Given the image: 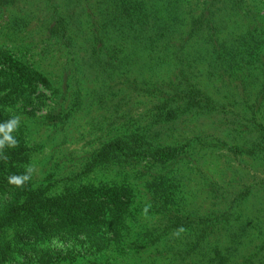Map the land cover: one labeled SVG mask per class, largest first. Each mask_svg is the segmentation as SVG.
I'll list each match as a JSON object with an SVG mask.
<instances>
[{
	"label": "trees",
	"instance_id": "trees-1",
	"mask_svg": "<svg viewBox=\"0 0 264 264\" xmlns=\"http://www.w3.org/2000/svg\"><path fill=\"white\" fill-rule=\"evenodd\" d=\"M13 1L0 0V15ZM80 1H84L83 6L68 3L64 12L46 18L47 30L56 35L58 44L64 43L67 48L82 50L77 42L83 33L80 43L85 47V58L73 57L77 60L74 64L83 69H72L66 79L70 69L63 73L61 86L55 91L57 105L45 116L44 123L57 126L83 102L78 98V103L70 105L68 111L60 107L74 93L72 89L80 90L79 80L73 79L83 78L86 70L93 72L94 80H103L102 85L107 81L109 95L114 99L120 97L113 102L116 106L125 92L140 91L154 97L149 112L153 125L177 132L181 119L217 117V123L204 130L212 133L195 132L188 140H162L159 132L152 141H143L135 133L114 136L92 156L85 172L133 164L156 170L147 201L155 211L151 210L152 213L160 216L154 244L168 236L169 242L165 244L170 247L165 251L167 256L154 257V263L264 264V179L243 185L234 177L224 186L214 184L209 177L202 178L199 184L193 179L197 193L191 196L185 192L191 176L186 183L185 178L181 176L179 181L176 176V170L186 167L195 153H202L204 158L224 151L232 159L244 161L247 156L264 164L263 4L259 0H115L104 5L96 0H90L93 5L88 0ZM89 4L94 11L109 7L110 10L100 11L106 21L83 14V7ZM21 11L13 10L16 15ZM51 18L56 19L52 22ZM165 58L168 70L164 69ZM144 68L150 76L138 72ZM40 79L49 83L44 76ZM151 79L160 84H151ZM37 80L29 78L24 64L0 45V86ZM115 87L119 89L113 93ZM94 93L105 96L104 90ZM11 118L0 108V123ZM17 147L21 149L20 144ZM10 151L11 154L0 150V199L5 207L0 215V229H9L21 240L48 231L67 241L84 233L92 216L105 215L110 210L107 205L115 209L132 206L124 199L115 202L124 193L125 187L121 185H74L66 187L56 199L44 195V191L26 193L8 181V177L17 175L19 165L15 162L19 158L17 150ZM242 161L239 160L244 169ZM230 168L234 170L233 176L236 169ZM261 170L264 172L263 167ZM259 194L263 196L255 202ZM208 201L211 204L207 208ZM180 227L185 231L176 235ZM253 237L259 242L258 251L249 249ZM149 242L145 241L143 248L135 243L129 246L144 250ZM13 259H0V264H11Z\"/></svg>",
	"mask_w": 264,
	"mask_h": 264
},
{
	"label": "rangeland",
	"instance_id": "rangeland-1",
	"mask_svg": "<svg viewBox=\"0 0 264 264\" xmlns=\"http://www.w3.org/2000/svg\"><path fill=\"white\" fill-rule=\"evenodd\" d=\"M96 1L104 5L115 0ZM13 2L16 9L12 7ZM13 2L9 9L3 10L0 15V45H3L14 59L24 64L29 78L39 79L36 83L12 82L0 86L2 90L0 108L5 109L9 117L20 116L21 118L18 129L12 133L21 145V149L15 147L19 154L17 160L14 158L19 164L16 169L17 175L26 174L29 165L34 168L31 180L21 189L26 193L28 190L39 193L44 191V195L56 199L63 194L66 187L70 188L74 185L106 187L121 185L122 188L125 187L122 191L125 194L121 193L119 200L115 202L119 203L124 199L132 206L115 209L107 205L110 210L105 215L99 213L92 216L91 223L84 233L80 232L76 235L77 237L67 241L60 238L58 234L48 231H40L38 236L24 237L21 240L12 231H8L9 229H0V257L7 254L2 256L6 259H0L7 260L9 257H15L11 264H160L151 260L154 257L167 256L165 251L170 244L165 243L169 242V237L163 236L158 243L154 244L155 225L158 224L156 222L159 221L160 216L152 213L154 210L151 207L146 216L143 214L147 201H150L149 189L152 177L157 175L156 170L133 164L115 165L108 171L95 169L85 172L86 166L90 163L92 156L104 148L114 136L135 133L141 135L143 141L146 139L152 141L153 135L159 132L162 140L178 138L188 140L195 132L212 133L211 130H204L212 123L216 124L218 118L213 116L197 121L181 119L178 124L179 129L177 128L178 133L174 128L171 130L169 127L153 125L149 112L152 111L154 97H147L140 91L138 94H133L131 91L125 92L122 93L124 99L119 101V106H116L113 102L120 97L114 99L109 95L106 91L108 90L107 81L104 80L102 85L103 80H94L93 72L85 68L83 78L75 76L73 79L74 82L79 80L80 90L76 92L72 89L74 93L59 106L68 111L70 105L78 103L76 102L78 98L83 102L78 104V108L69 115V118L57 126L44 123L45 116L57 105L55 91L61 86L63 73L70 69L65 76L66 79L72 69L79 68L77 64H74L77 60H73V57L79 55L85 58V47L80 43L84 39L83 33L79 34L81 37L77 42L82 50L78 52V49L67 48L64 43L58 44L54 37L56 35L47 30L46 18L57 15L56 12H64L68 3L83 6L81 4L84 1L14 0ZM88 2L91 3L90 0ZM259 2L263 4L261 8L264 10V0ZM98 3L95 6H100ZM92 5L84 6L83 14L91 15L93 20L103 19L100 11L109 7L94 11ZM17 9H22L20 15L13 12ZM86 17L83 16L82 19ZM51 19L53 22L56 18ZM103 21L106 20L103 19ZM112 26L110 23V27ZM112 30L117 34L115 28ZM68 52L73 53L72 56ZM67 60L69 63L66 65ZM163 62L166 64L164 69L168 70V58H165ZM81 69L83 68H79L80 71ZM144 70L140 69L138 72L141 75H151L149 70L146 68ZM154 73H157V69ZM42 76L46 77L49 83L42 82L40 79ZM163 77L164 75L160 77V80ZM146 80L150 83L149 78ZM151 82L154 85L160 84L158 80L151 79ZM118 89L115 87L113 93ZM100 90H104L105 96L94 93ZM4 150L11 154V147L6 146ZM198 154H194L186 167L176 170L179 181L182 176L186 183L189 175L191 176L190 182L186 184L187 195L192 196L195 191L197 193L195 186L197 183H202V178L205 177H209L219 186L226 185L225 183H229L234 177L243 185L257 184L260 178L264 179V172L261 170L264 164H258L247 156L243 159L244 162L242 159L230 158L224 151L213 152L212 155L204 158L201 157L204 156L202 153ZM239 160L246 165L244 169ZM230 167L236 169L233 176L234 170ZM47 184L54 186L47 188ZM233 185L235 186L236 183L234 182ZM262 196V194L256 195L255 202H258ZM2 202L3 200L0 199V215L5 210ZM210 204L208 201L206 207H210ZM251 239L254 243L248 245L249 249L257 250L259 242L255 241V237ZM147 240H150L152 244ZM145 241L149 243L144 250H133L129 246L135 243L134 245L143 248Z\"/></svg>",
	"mask_w": 264,
	"mask_h": 264
},
{
	"label": "clouds",
	"instance_id": "clouds-1",
	"mask_svg": "<svg viewBox=\"0 0 264 264\" xmlns=\"http://www.w3.org/2000/svg\"><path fill=\"white\" fill-rule=\"evenodd\" d=\"M20 116H13L11 119L4 123H0V150H3L6 146L15 148L18 146V141L12 135L20 125ZM4 160H7V156H3ZM34 168L29 165L26 169V174L24 175H13L8 177V181L10 184L15 185L16 187H23L24 184L31 180L32 173ZM150 205H146L143 209V214L146 216L149 211ZM185 229L180 227L176 230L175 234L179 235L184 232Z\"/></svg>",
	"mask_w": 264,
	"mask_h": 264
}]
</instances>
